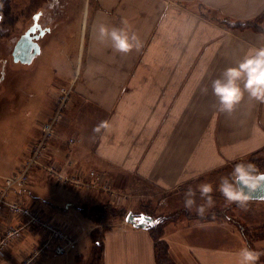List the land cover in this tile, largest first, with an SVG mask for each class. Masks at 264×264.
I'll use <instances>...</instances> for the list:
<instances>
[{
  "label": "crops",
  "instance_id": "0c3cea01",
  "mask_svg": "<svg viewBox=\"0 0 264 264\" xmlns=\"http://www.w3.org/2000/svg\"><path fill=\"white\" fill-rule=\"evenodd\" d=\"M51 9V25H43V12L36 10L43 32L30 62L44 52L46 76L56 86L72 81L73 90L49 156L63 160L61 138L74 131L76 161L104 171L119 194L113 201L104 191L82 189L89 205L81 210L108 199L155 223L164 216L160 235L175 264H239L240 249L250 245L235 218L252 229L264 226V199H250L248 216H237L238 206H225L217 189L221 177L235 180V162L264 153V104L245 94L231 116L217 113L212 80L249 48L264 47V0H54ZM224 17L237 22L227 26ZM125 18L143 46L121 54L110 41L99 43L96 29L100 23L119 26ZM47 97L44 120L55 105L54 92ZM101 121L109 127L94 133ZM201 183L213 185L215 201L203 218L183 202L187 188ZM33 242L28 233L0 264ZM257 247L264 250V237ZM103 264H157L150 230L114 218L103 233Z\"/></svg>",
  "mask_w": 264,
  "mask_h": 264
},
{
  "label": "rangeland",
  "instance_id": "374dc122",
  "mask_svg": "<svg viewBox=\"0 0 264 264\" xmlns=\"http://www.w3.org/2000/svg\"><path fill=\"white\" fill-rule=\"evenodd\" d=\"M53 1L9 0V8L2 14L3 19L0 20V185L3 177L10 174L25 159L26 145L35 138L37 135L35 132L36 130L37 133L39 132L40 124L44 120L41 103L50 101L47 92L51 94L54 92L55 96L59 86L46 76L49 64L44 52L30 62L32 64L16 61L13 55L15 42L24 34L25 28L30 23L32 25L37 15L36 10L43 12L41 18L43 25L53 23V13L56 12L51 9ZM207 12L204 10V13ZM224 21L229 24L227 26L237 22L226 17ZM251 22L256 24L257 19ZM26 63L31 69L28 82L22 77L26 72L24 69ZM27 71L29 72V69ZM255 159L262 162L264 166V153L240 159L237 164L253 163ZM18 194H21L24 200L34 202L38 209L48 213L56 221L65 223L77 236L78 242L71 251L57 255L48 250L45 260L43 259L39 264H76L75 258L73 259L76 253L89 255L91 248L89 230L93 223L81 210L82 206L89 205L85 203L87 202L84 198L85 191L56 184L44 171L40 170L30 175L27 185L23 187V192ZM234 213L237 216H248V211L241 210L239 207L234 209ZM239 219L240 217L235 218L236 224L243 228L250 248L258 251L257 240L261 231L247 227ZM13 257L14 254L7 264H19L15 261L16 254L15 259Z\"/></svg>",
  "mask_w": 264,
  "mask_h": 264
},
{
  "label": "built area",
  "instance_id": "2783aa9c",
  "mask_svg": "<svg viewBox=\"0 0 264 264\" xmlns=\"http://www.w3.org/2000/svg\"><path fill=\"white\" fill-rule=\"evenodd\" d=\"M72 90V81L58 86L53 111L41 122L38 136L27 143L25 159L3 177L0 185V262L28 233L34 236V242L28 249L16 253L19 264H39L48 250L57 255L65 254L77 241L76 234L67 225L44 215L34 202L18 194L23 192L33 172L44 171L64 187L104 191L113 201L119 196L104 171L76 161L72 154L76 142L74 131L61 138L66 151L63 160L49 156L51 141L59 137L58 128L65 122L66 110L72 103Z\"/></svg>",
  "mask_w": 264,
  "mask_h": 264
},
{
  "label": "clouds",
  "instance_id": "9594fccd",
  "mask_svg": "<svg viewBox=\"0 0 264 264\" xmlns=\"http://www.w3.org/2000/svg\"><path fill=\"white\" fill-rule=\"evenodd\" d=\"M3 17L0 15V20ZM97 40L103 44L111 42V48L116 53L128 54L132 50L139 51L143 44L137 34L132 31V25L125 18L119 26H109L100 23L96 29ZM208 89L202 88L206 94ZM212 94L217 97V113L231 116L245 94L249 100L264 104V47L249 48L238 64L226 68L221 77L212 80ZM109 127L106 121H101L94 129V133H101ZM257 171L252 163H238L234 166L232 176L250 189L256 187L257 181L253 173ZM196 178V177H193ZM213 185L211 183L197 184L195 188L189 186L183 194L184 208L195 211L198 217L203 218L215 206L213 199ZM225 199V206L236 204L241 210H248L250 197L236 186L235 180L230 177H221L217 189ZM198 200L200 202H198ZM239 264H259L264 251L253 250L248 247L240 249Z\"/></svg>",
  "mask_w": 264,
  "mask_h": 264
},
{
  "label": "trees",
  "instance_id": "16d2710c",
  "mask_svg": "<svg viewBox=\"0 0 264 264\" xmlns=\"http://www.w3.org/2000/svg\"><path fill=\"white\" fill-rule=\"evenodd\" d=\"M9 0H0V15L7 12L9 8ZM249 24V21H246ZM261 153L257 152L253 155H259ZM237 164V162H236ZM255 165L257 171L253 175L264 172L263 163L258 159H255L252 163ZM85 214H87L96 226L90 232L91 238V248L88 256L78 254L75 257L76 264H103V233L109 228V224L114 218H123L126 215V211L123 206H117L111 203L108 199H102L90 208L83 207L82 209ZM120 215V216H118ZM117 216V217H116ZM167 219V218H166ZM164 220V217L158 219L156 223L151 224L148 227L154 241V252L155 260L157 264H175L174 261L169 256L167 243L161 238L160 235V224ZM254 230L261 231L259 238L264 237V226H259L254 228ZM243 234L244 230L242 229ZM245 236V235H244ZM247 243H249L246 238ZM250 245V244H249ZM251 247V246H250ZM258 251H264L263 249H258ZM261 263L264 262V256L261 257ZM264 264V263H263Z\"/></svg>",
  "mask_w": 264,
  "mask_h": 264
},
{
  "label": "water",
  "instance_id": "95a60500",
  "mask_svg": "<svg viewBox=\"0 0 264 264\" xmlns=\"http://www.w3.org/2000/svg\"><path fill=\"white\" fill-rule=\"evenodd\" d=\"M37 22L36 15L34 17V24L29 27L25 33L19 37V39L15 42L13 47V55L14 59L22 62H30L32 57L39 52V45L36 41L33 40V37H37L39 34L43 32L41 28L39 29V33L33 35L32 32L35 30ZM39 26V25H38ZM40 27V26H39ZM257 181L256 187L254 189L248 188L246 185L240 183L239 180L235 179L236 186L241 188L246 195L250 197V199H263L264 198V172H260L254 175ZM127 223L134 225L135 227L148 228L151 224L155 223V220L148 215L147 213H139L136 215L132 211H128L124 217Z\"/></svg>",
  "mask_w": 264,
  "mask_h": 264
},
{
  "label": "flooded vegetation",
  "instance_id": "af4514ba",
  "mask_svg": "<svg viewBox=\"0 0 264 264\" xmlns=\"http://www.w3.org/2000/svg\"><path fill=\"white\" fill-rule=\"evenodd\" d=\"M33 24H34V21H33L32 25H33ZM32 25H31V26H32ZM38 25H39V24H38ZM38 25H36L35 30L32 32L33 35L39 33V29H38V28H40V27H39ZM38 37H39V35H38L36 38L33 37V40L36 41V40L38 39Z\"/></svg>",
  "mask_w": 264,
  "mask_h": 264
}]
</instances>
